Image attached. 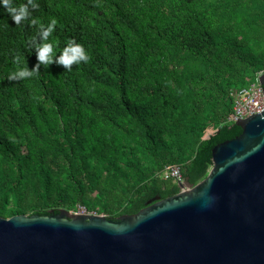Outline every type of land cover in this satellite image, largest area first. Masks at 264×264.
<instances>
[{
    "label": "trees",
    "instance_id": "16d2710c",
    "mask_svg": "<svg viewBox=\"0 0 264 264\" xmlns=\"http://www.w3.org/2000/svg\"><path fill=\"white\" fill-rule=\"evenodd\" d=\"M36 2L19 25L0 10V216L81 205L116 220L180 191L159 176L169 164L203 179L241 132L231 92L264 71V0ZM53 19L55 54L75 40L90 61L9 80Z\"/></svg>",
    "mask_w": 264,
    "mask_h": 264
},
{
    "label": "water",
    "instance_id": "95a60500",
    "mask_svg": "<svg viewBox=\"0 0 264 264\" xmlns=\"http://www.w3.org/2000/svg\"><path fill=\"white\" fill-rule=\"evenodd\" d=\"M235 124L203 179L137 213L0 216V264H264V109Z\"/></svg>",
    "mask_w": 264,
    "mask_h": 264
},
{
    "label": "clouds",
    "instance_id": "9594fccd",
    "mask_svg": "<svg viewBox=\"0 0 264 264\" xmlns=\"http://www.w3.org/2000/svg\"><path fill=\"white\" fill-rule=\"evenodd\" d=\"M38 4L36 0H22L17 4L16 0H0V10L6 12L15 25L21 24L22 21L28 20L31 16V10L36 9ZM56 21L53 19L46 27L41 26L39 32L29 42L32 52H35L37 63L31 69L22 68L9 74V80H23L33 76L38 72L41 66L48 67L56 63L63 66L64 70L71 71L73 65L81 63L87 64L91 56L83 45L75 40H69L59 55L55 54L54 47L48 43V38L52 34Z\"/></svg>",
    "mask_w": 264,
    "mask_h": 264
},
{
    "label": "built area",
    "instance_id": "2783aa9c",
    "mask_svg": "<svg viewBox=\"0 0 264 264\" xmlns=\"http://www.w3.org/2000/svg\"><path fill=\"white\" fill-rule=\"evenodd\" d=\"M263 71H258L254 78L248 81V84L231 92L233 98L232 110L226 117V122L232 124L238 118L242 119L252 114L263 111L264 109V92L260 82V76ZM214 128L208 127L205 133L212 134ZM163 179H172L179 185L180 191L189 190L192 185L186 183L181 175L180 167L176 164H169L159 172ZM71 213L76 214H99L96 211L88 210L84 206L78 205L77 209Z\"/></svg>",
    "mask_w": 264,
    "mask_h": 264
},
{
    "label": "rangeland",
    "instance_id": "374dc122",
    "mask_svg": "<svg viewBox=\"0 0 264 264\" xmlns=\"http://www.w3.org/2000/svg\"><path fill=\"white\" fill-rule=\"evenodd\" d=\"M72 211H69V213H71ZM100 214V213H99ZM103 215V214H102Z\"/></svg>",
    "mask_w": 264,
    "mask_h": 264
}]
</instances>
